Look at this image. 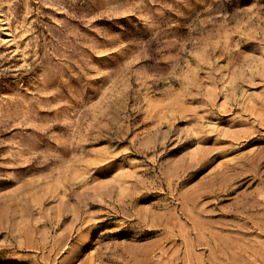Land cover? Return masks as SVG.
Listing matches in <instances>:
<instances>
[{
  "label": "rangeland",
  "instance_id": "374dc122",
  "mask_svg": "<svg viewBox=\"0 0 264 264\" xmlns=\"http://www.w3.org/2000/svg\"><path fill=\"white\" fill-rule=\"evenodd\" d=\"M0 264H264V0H0Z\"/></svg>",
  "mask_w": 264,
  "mask_h": 264
}]
</instances>
